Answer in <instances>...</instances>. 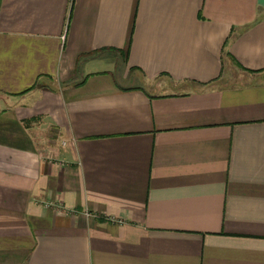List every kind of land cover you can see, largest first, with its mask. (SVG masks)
<instances>
[{
  "label": "crops",
  "instance_id": "0c3cea01",
  "mask_svg": "<svg viewBox=\"0 0 264 264\" xmlns=\"http://www.w3.org/2000/svg\"><path fill=\"white\" fill-rule=\"evenodd\" d=\"M0 264H264V0H0Z\"/></svg>",
  "mask_w": 264,
  "mask_h": 264
},
{
  "label": "rangeland",
  "instance_id": "374dc122",
  "mask_svg": "<svg viewBox=\"0 0 264 264\" xmlns=\"http://www.w3.org/2000/svg\"><path fill=\"white\" fill-rule=\"evenodd\" d=\"M222 80H224V79H222ZM222 82H224V81H222Z\"/></svg>",
  "mask_w": 264,
  "mask_h": 264
}]
</instances>
